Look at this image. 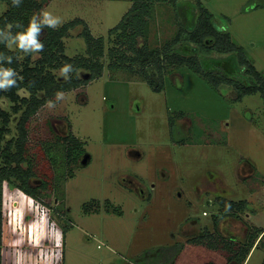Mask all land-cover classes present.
<instances>
[{"label": "rangeland", "instance_id": "1", "mask_svg": "<svg viewBox=\"0 0 264 264\" xmlns=\"http://www.w3.org/2000/svg\"><path fill=\"white\" fill-rule=\"evenodd\" d=\"M132 2L51 0L44 10L62 25L84 19L94 36L108 39ZM202 2L264 73V0ZM194 5L156 4L144 41L163 47L181 24L192 27ZM7 8L0 1V15ZM82 31L78 26L64 38L69 57H88ZM177 50L185 53L184 46ZM108 58L101 77L63 92L64 100L52 109L44 105L33 120V143L46 140L60 148L57 136L68 134L70 125L86 142V154L75 176L61 182L62 199L47 191L36 200L9 182L3 185V264H228L231 251L222 245L212 249L189 240L206 230L245 240L250 218L264 222L263 98L257 93L234 100L231 86L215 90L186 65L171 66L164 89L156 91L141 75L108 68ZM227 62L235 67L233 77H249L234 54L214 53L204 64L221 70ZM87 73L79 71L80 77ZM56 74L64 80L60 70ZM0 103L8 110L13 105L7 98ZM39 159V172L52 177L41 152ZM41 178L30 183L37 186ZM219 196L250 206L241 218L219 217ZM176 243L185 245L178 255L149 256ZM263 261L261 245L248 264Z\"/></svg>", "mask_w": 264, "mask_h": 264}, {"label": "trees", "instance_id": "2", "mask_svg": "<svg viewBox=\"0 0 264 264\" xmlns=\"http://www.w3.org/2000/svg\"><path fill=\"white\" fill-rule=\"evenodd\" d=\"M0 1L8 5L7 10L0 15V28H3L6 22L12 21H19L27 26L30 16L44 10L51 0H23L20 7H13L11 0ZM185 2L194 3L197 10L192 27L186 28L181 24L176 36L163 47H151L144 41L148 37L150 19L156 4L169 3L177 7ZM78 26H83L81 35L87 44L88 57H69L66 54L64 38ZM44 29L47 33L39 37L44 43V50L37 59L33 58V54L25 55L0 44V52L13 57L11 64L3 66L11 67L18 73V86L9 91H0V98H7L13 104L8 110L0 103V264H3V185L9 182L36 200L47 191H54L57 198L62 199L65 197V186L63 187L61 182L66 183L75 176V166L86 154V142L73 134L70 125L68 134L57 136V144L62 146L60 148L46 140L33 143L30 138L33 120L45 102L54 99L57 91L66 92L86 86L101 77L105 71L104 59L107 53L108 68L125 69L132 74L141 75L156 91L164 89L165 76L171 66L186 65L202 75L215 90H220L222 86H231L236 93L234 100L240 101L246 95L257 93L264 100V73L256 68L254 61L245 49L234 41L230 32L215 24L214 14L202 0H133L121 21L109 30L108 39L104 36H94L89 25L81 18L69 21L55 30L47 27ZM13 31L18 29L14 28ZM189 44L198 49L201 57L191 54ZM182 46L185 53L177 50ZM214 53L234 54L242 65L245 76L249 77L244 80L233 77L235 67L230 62L225 63L221 70L208 68L204 61ZM64 64L73 66L68 81L60 80L56 74ZM80 70H86L88 76L77 75ZM30 81L34 82L33 86H29ZM170 124L172 130H175L173 121ZM12 132L14 135L7 139ZM40 152L51 169L52 177L38 170ZM36 177H42V182L33 186L30 181ZM217 203L220 206V213L217 215L219 217L230 214L232 217L241 218L240 212L250 206L245 199L236 201L225 197H218ZM226 205H230L228 211L225 210ZM189 241L206 244L212 249L222 245L231 251L228 264H244L254 247L264 245V228L250 227L245 240L226 238L219 233L206 230ZM184 246V243L163 246L149 256L158 254L165 256L167 252H173L175 256L181 253Z\"/></svg>", "mask_w": 264, "mask_h": 264}, {"label": "clouds", "instance_id": "3", "mask_svg": "<svg viewBox=\"0 0 264 264\" xmlns=\"http://www.w3.org/2000/svg\"><path fill=\"white\" fill-rule=\"evenodd\" d=\"M23 0H11L13 7H20ZM63 21L60 17L53 15L47 10H40L33 13L27 26L19 21L6 22L3 28H0V44H4L9 50H18L25 55L34 53H42L44 43L40 40V35L44 28L57 29L62 25ZM18 31H13V29ZM13 57L0 52V91H9L18 86V73L11 67H4V64H11ZM73 70L71 64H64L60 69V75L65 81L70 80L69 72ZM79 75V73H77ZM22 79V77H20ZM34 82H29V86H33ZM65 94L57 91L54 99L45 102V106L49 109L55 108L56 103L64 100ZM230 205H226L225 210L228 211Z\"/></svg>", "mask_w": 264, "mask_h": 264}, {"label": "crops", "instance_id": "4", "mask_svg": "<svg viewBox=\"0 0 264 264\" xmlns=\"http://www.w3.org/2000/svg\"><path fill=\"white\" fill-rule=\"evenodd\" d=\"M250 216V215H249ZM259 215H257V217H258ZM258 219V218H257ZM250 223L251 224H253L255 227H258V228H264V222H262V223H258L257 222V220H252L251 218H250ZM252 225V226H253ZM255 250H257V248L256 247H254L253 249H252V251H251V253L249 254V256L247 257V259H246V261L244 262V264H248L249 263V261H250V258H251V256H252V253H253V251H255Z\"/></svg>", "mask_w": 264, "mask_h": 264}, {"label": "flooded vegetation", "instance_id": "5", "mask_svg": "<svg viewBox=\"0 0 264 264\" xmlns=\"http://www.w3.org/2000/svg\"><path fill=\"white\" fill-rule=\"evenodd\" d=\"M219 197H221V196H219Z\"/></svg>", "mask_w": 264, "mask_h": 264}]
</instances>
